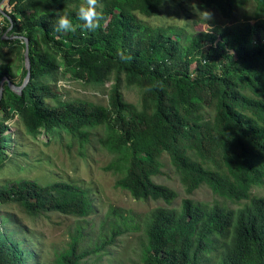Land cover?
<instances>
[{
	"label": "trees",
	"instance_id": "1",
	"mask_svg": "<svg viewBox=\"0 0 264 264\" xmlns=\"http://www.w3.org/2000/svg\"><path fill=\"white\" fill-rule=\"evenodd\" d=\"M163 1L98 0L103 19L89 31L78 18L86 0H10L15 28L20 24L28 39L30 77L20 94L4 84L3 114L13 109L29 133L62 129L82 150L99 131L111 157L102 170L114 189L164 206L141 214L109 207L96 223L86 220L97 211L83 186L25 180L8 194L0 188V200L7 194L30 217L76 219L46 261L35 262L11 232L0 233V264H98L118 238L133 233L139 240L133 264H264V196L252 194L264 184V0H196L230 23L200 32L139 18L156 17ZM57 13L76 30L55 31ZM34 44L60 52L69 71L88 83L111 79L106 103L61 101L40 80L56 67L33 52ZM121 50L131 59L121 61ZM14 75L0 66V81ZM122 85L136 90V104L123 99ZM3 128L0 147L8 144ZM165 165L186 196L177 205V192L150 178V169L161 173ZM202 187L224 202L189 198Z\"/></svg>",
	"mask_w": 264,
	"mask_h": 264
},
{
	"label": "rangeland",
	"instance_id": "2",
	"mask_svg": "<svg viewBox=\"0 0 264 264\" xmlns=\"http://www.w3.org/2000/svg\"><path fill=\"white\" fill-rule=\"evenodd\" d=\"M4 4V8L0 10V39L12 42L0 44V66L9 65L15 74L9 81L19 87L27 73L24 62L25 48L21 46V42H14L22 41L26 32L21 29L20 24L15 28L12 15L16 17L13 13L16 2L10 5L8 0ZM139 18L152 26H176L183 28L185 32L208 31L216 26L230 24L225 22L216 10L202 7L196 0H164L156 17ZM240 18L241 13H237L235 19ZM17 21L19 22V19ZM33 52L55 65L56 69L40 80L43 84L50 85L60 95L61 101L80 99L99 105L106 103L113 82L111 79L102 84L88 83L78 72L69 71L60 52L42 44H34ZM120 92L126 102L137 103L136 90L127 89L122 85ZM3 100L4 95L0 100V123L4 127L2 133L7 137L8 144L0 147V188H5L7 194L11 193L14 185L22 187L21 183L25 180L36 181L41 185L55 182L80 185L92 192L97 214L92 220H86L96 223L109 207L141 214L164 206L162 202L133 200L127 192L114 189L112 176L102 170L111 157L98 143L101 135L99 131L93 130L90 133V141L85 150L80 149V143L62 129L48 132L40 129L36 133H29L13 109H10L7 115L3 114ZM149 172L153 182L177 192L175 205L186 197L178 178L168 165L164 166L161 173L152 169ZM7 194L0 200V233L11 232V240L23 241L35 255V262L48 260L54 251L64 246L76 219L58 213L30 217L22 211L18 203L6 200ZM252 194L264 196V184L253 188ZM189 198L202 203H212L215 200L224 202L204 187L195 191ZM227 204L233 208L239 206L229 202ZM137 237L138 234L133 233L118 238L98 264L135 263L139 249ZM88 264H92L91 261Z\"/></svg>",
	"mask_w": 264,
	"mask_h": 264
},
{
	"label": "clouds",
	"instance_id": "3",
	"mask_svg": "<svg viewBox=\"0 0 264 264\" xmlns=\"http://www.w3.org/2000/svg\"><path fill=\"white\" fill-rule=\"evenodd\" d=\"M98 0H86V5H81L78 11V18L84 21L83 27L89 31H95L100 27V20L103 19L102 14L97 12ZM209 17V14L206 13ZM76 29L67 14L60 15L57 13L55 22V31L57 32H74ZM121 61L130 60L131 57L126 55L122 50L118 52Z\"/></svg>",
	"mask_w": 264,
	"mask_h": 264
},
{
	"label": "water",
	"instance_id": "4",
	"mask_svg": "<svg viewBox=\"0 0 264 264\" xmlns=\"http://www.w3.org/2000/svg\"><path fill=\"white\" fill-rule=\"evenodd\" d=\"M7 3L8 0H2L0 2V10H2L5 6L4 3ZM23 43H24V62H25V67H26V70H27V73H26V76L21 84V86L19 87H15L10 81L8 78L6 77H3L0 81V99L2 98V95H3V87H4V84L6 83L9 87V89L11 91H13L14 93L16 94H20L22 89L26 86V84L28 83L29 81V76H30V62H29V55H28V39L27 38H23Z\"/></svg>",
	"mask_w": 264,
	"mask_h": 264
}]
</instances>
